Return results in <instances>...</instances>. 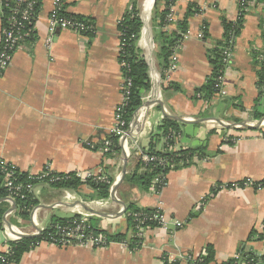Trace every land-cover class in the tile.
Masks as SVG:
<instances>
[{
    "label": "crops",
    "instance_id": "crops-1",
    "mask_svg": "<svg viewBox=\"0 0 264 264\" xmlns=\"http://www.w3.org/2000/svg\"><path fill=\"white\" fill-rule=\"evenodd\" d=\"M132 1L67 0L64 11L90 20L95 33L90 37L57 31L48 49L47 17L52 0H42L34 41L16 50L0 78V160L29 176L46 166L61 175L98 170L112 180L113 188L124 166L123 177L134 170L136 150L128 148L126 156L121 145L118 153L104 156L84 145H99L111 134L123 83L117 23ZM189 4L200 13L188 20L186 38L181 37L182 45L175 52V69L168 72L167 68L164 80L160 78L158 46L152 47L149 9L147 14L142 10L138 45L151 79L144 103L156 99L162 106L152 104L144 110L132 138L139 148H147L149 135L156 134L164 117L179 118V136L170 150L201 147L202 157L194 158L188 167L169 171L162 189L151 184L148 191H140L124 184L122 177L115 192L117 200L111 194L107 199H95L85 185L73 192L37 184L32 195L37 205L26 218L16 214L15 203L14 208L3 203L0 253L14 242L12 237L34 235L53 218L70 219L83 213L106 237L105 247L39 243L16 264H191L181 256L201 259L208 247L214 253L212 264L226 263L242 252L253 255L256 264H264V187L222 188L264 180V94L259 95L257 86L263 67L254 57L264 49L263 11L252 3L243 15L223 71L226 94L207 102L195 99L194 91L211 72L207 54L223 40L222 20L235 21L238 0H175L178 18ZM1 25L0 7V30ZM151 55L152 63L148 60ZM170 84L172 88L167 89ZM154 149L162 151L163 141L156 142ZM97 201L106 206H97ZM82 204L96 214L84 210ZM126 204L160 210L166 229L148 228L140 246L130 248L133 228ZM115 235L125 241L109 240Z\"/></svg>",
    "mask_w": 264,
    "mask_h": 264
},
{
    "label": "trees",
    "instance_id": "trees-1",
    "mask_svg": "<svg viewBox=\"0 0 264 264\" xmlns=\"http://www.w3.org/2000/svg\"><path fill=\"white\" fill-rule=\"evenodd\" d=\"M28 1L33 3L31 21L34 26L37 16L41 10L42 0ZM174 4L175 0H155L152 7V39L154 44L158 46L157 59L160 62L161 80H164L165 78L164 73L168 68V65L170 64V57L172 55L173 48L180 41L182 35L187 31L188 20L191 17L200 13V10L194 4H189L182 17L178 18L177 14H175L176 21L174 25L170 26L169 28H167V30H165L163 19L167 14L168 8L170 6H174ZM62 13L67 17L75 18L85 24H89L94 29V26L90 20H87L81 16L67 14L64 11V5ZM7 15L8 10L1 9L2 26ZM242 20L243 16H240L234 22H227L225 20H222V26L224 29L223 40L221 42L216 43L213 49H211L207 54V59L211 66V72L206 78L204 84L199 89H196L194 91L195 99H200L209 102L214 96L218 95V79L223 76L224 71V66L222 64V52L226 47V41L228 40L229 34H232L233 37L236 38ZM142 29L143 23L141 18L139 17L137 1L133 0L127 11H125L123 16L117 23L119 41H123V46L119 50L118 60L123 80L130 81V87L128 89V101L126 107L124 108L123 116L126 123H129L132 119L137 117L141 107L143 106L144 99L147 97L151 90V79L148 74V65L145 61L143 51L138 45V42L142 35ZM204 33L206 34V30H204ZM85 35L92 36L93 34L88 33ZM34 39L35 36L33 30V33L28 39L25 40V43L33 42ZM262 53V56L264 58V49ZM257 56L258 54H256L254 57L257 58ZM258 77L259 78L257 86L259 90V95H263L264 69L260 72ZM168 88H172V84H170V87H167V89ZM179 132L180 124L168 117H164L160 125L157 127L156 134L151 133L149 135L150 140L147 148H141L143 154H146L150 157H156L162 160L164 165H157V163H150L145 165L141 160V156L138 155V163L136 167L132 172L126 174L123 177V183L136 187L140 191H148L152 184V181L157 177L160 178L162 175H166L171 170L188 167L189 165H191L192 160L194 158L202 157L203 154L201 147L188 150H180L178 152H173L170 150L171 146L174 144L175 138L179 136ZM106 139L110 142V147L109 151L105 153L104 156H108L112 153H118L120 150V145L118 143L117 138L112 135H109ZM158 141H163L162 151H155L154 149V145ZM140 170H142V172ZM21 176L26 177L24 176V174ZM107 180L108 183L93 180H86L84 183H81L76 178L75 174L71 173L67 174L64 180L58 183L46 184V186L56 189L77 192L81 186L85 185L90 190H92V192L95 193V199H107L110 195L109 189L112 183V180L108 178ZM22 181H26V178L22 179ZM254 185H260V187H264V180L260 183H255ZM3 196H5L4 192L0 191V198H4ZM36 205L37 201L33 199V196H29L27 200L16 199V214L21 218H26L30 211ZM5 211L6 210L4 208V205L0 204V229L2 227L1 219ZM154 211L155 209H136L133 204H126L125 213H128L127 220L133 228V232L135 231V221L133 220L131 215L137 212H142L146 215H151ZM77 218H79V216L77 215L71 217L70 219L53 218L49 226L64 223ZM49 226L47 227V231L49 229ZM91 226L94 232L100 233V231L96 230L92 224ZM145 226H148L151 229L157 227V225L154 223H145ZM108 238L112 241H125L123 239V236L121 235H115ZM41 239L42 237L23 238L17 242H10L9 247L11 248V252L8 256L4 257L5 264H16L17 262H19L22 255L31 250ZM140 242L141 241L139 239H134L132 237L129 242V247L132 249L138 248L140 246ZM213 260V250L212 248L208 247L206 249V256L200 259L199 264H212ZM256 262L257 259L253 255H244V253L242 252L236 259H231L223 264H256Z\"/></svg>",
    "mask_w": 264,
    "mask_h": 264
},
{
    "label": "built area",
    "instance_id": "built-area-1",
    "mask_svg": "<svg viewBox=\"0 0 264 264\" xmlns=\"http://www.w3.org/2000/svg\"><path fill=\"white\" fill-rule=\"evenodd\" d=\"M67 0H52V6L47 17L48 33L49 38H47L46 47L50 49L52 36L57 31H70L79 35L94 34L95 31L93 27L89 24H85L82 21L70 18L63 15V5ZM256 3L258 7L263 11V35H264V0H238V12L237 20L240 16H243L250 4ZM33 3L28 0H0V7L3 10H8V15L5 17L3 26L1 25L0 30V78L3 76L7 68L12 62L13 55L16 50L25 43L33 33L34 26L31 21ZM164 29L167 30L170 26L174 25L176 21L174 6L168 8L167 14L164 19ZM182 38H186V35H182ZM181 41V40H180ZM180 41L173 48V52L170 57V64L168 67V72H173L175 69L174 57L175 52L180 49L182 44ZM264 41V37H263ZM150 39L148 40V45L150 44ZM234 43V37L229 34L228 40L226 41V47L222 52V64L224 68L229 64L231 58V49ZM123 46V41H119V50ZM257 60L264 69V58L262 56V51L257 53ZM124 65V64H122ZM130 87L129 80H123L121 86V100L119 104L115 107L113 113V127L111 130L112 136L117 138L119 145L123 147L124 154L128 156V148L134 149L141 156L142 162L146 164L157 163V165H164L163 161L156 158L150 157L143 154L139 150L138 143L132 138L133 129L139 124L138 118L135 117L129 123L125 122L124 119V108L128 101V89ZM218 95L223 97L226 92L223 89L222 77L218 79ZM264 93V87H263ZM92 142H85L84 145L94 151H97L101 155H104L109 151L110 142L104 139L99 145H94ZM23 175L17 167L9 164L6 161L0 160V191L4 192V198H0V204H8L13 206L16 199L27 200L29 196L33 195L34 187L37 184H52L58 183L66 177V175L56 174L49 167L43 168L39 173L33 176ZM26 181H22L25 179ZM76 178L79 181L93 180L108 183L106 177H104L98 170L88 171L83 174H78ZM28 180V181H27ZM111 183L110 194L112 192L113 186ZM158 189H162L165 186V175L160 178H156L152 181ZM252 186L257 189L260 185H254L249 181H242L238 183H231L229 185L223 186L224 189H237ZM113 198L117 200L116 194H113ZM97 206H106L104 201L94 202ZM135 221V231L133 232V238L142 241L148 226L145 223H154L158 227L166 229L165 219L163 213L160 210L155 209L151 215H146L142 212H137L131 215ZM36 237H42V239L37 243H49L57 247H68L72 245L77 246H90L93 248L105 247L107 245V239L102 234L94 232L89 215L80 214L79 218L70 220L64 223L55 224L47 228L40 229L34 233ZM14 242L19 241V237H12ZM11 252V248L8 246L4 253L0 254V264H5V258ZM181 258L186 259L191 264H199L200 259H192L189 255L181 256Z\"/></svg>",
    "mask_w": 264,
    "mask_h": 264
},
{
    "label": "water",
    "instance_id": "water-1",
    "mask_svg": "<svg viewBox=\"0 0 264 264\" xmlns=\"http://www.w3.org/2000/svg\"><path fill=\"white\" fill-rule=\"evenodd\" d=\"M141 20H142V19H141ZM150 41H151V38H150ZM152 104H158V105L162 106V104H161L160 101H158V100H156V99H152V100H150V101H148V102H145L141 108L145 110L147 107H149V106L152 105ZM167 117L170 118L169 116H167ZM170 119H172V120H174V121H180V120H181V119H179V118H173V117H171ZM139 149L141 150V148H139ZM124 173H125V166H124V168L122 169V175H121L119 181L116 183V185H115L114 188L112 189V192H111V196H112V197H113V194L116 192V188H117V186L119 185V183H120V181H121V179H122ZM120 204H121V206L124 207V205H123L122 203H120ZM82 206L84 207L83 204H82ZM13 208H14V204H13ZM84 210H86V211H88V212H90V213L93 212V211H91L90 209H88V208H86V207H84ZM93 213H95V212H93ZM95 214H96V213H95ZM34 237H36V236H35V235H21V236H19L20 239H23V238H34Z\"/></svg>",
    "mask_w": 264,
    "mask_h": 264
},
{
    "label": "rangeland",
    "instance_id": "rangeland-1",
    "mask_svg": "<svg viewBox=\"0 0 264 264\" xmlns=\"http://www.w3.org/2000/svg\"><path fill=\"white\" fill-rule=\"evenodd\" d=\"M137 1V5H138V12H139V17L141 18V14H142V10L144 9V8H146V5H145V7H143L144 6V3H146V0H136ZM154 1L155 0H149V5H148V7H147V9H145L144 10V13L145 14H147V12H148V9H149V22H148V26H149V28H150V30L152 29V12H153V9H152V7H153V3H154ZM151 5V6H150ZM151 35L150 36H152L153 37V34H152V30H151V33H150ZM152 47H154V43H153V46ZM143 55H144V53H143ZM153 57H152V55H151V59H148L149 61H150V63H152L153 62V59H152Z\"/></svg>",
    "mask_w": 264,
    "mask_h": 264
},
{
    "label": "bare ground",
    "instance_id": "bare-ground-1",
    "mask_svg": "<svg viewBox=\"0 0 264 264\" xmlns=\"http://www.w3.org/2000/svg\"><path fill=\"white\" fill-rule=\"evenodd\" d=\"M145 5H146V8H145V9H147V7H148V5H149V0H146ZM143 112H144V109H141V111L139 112L140 115H139V113H138V115H137V118H138L139 123H140V119H142V117H143V116H142V115H143Z\"/></svg>",
    "mask_w": 264,
    "mask_h": 264
}]
</instances>
